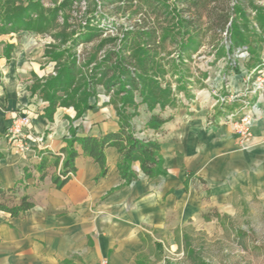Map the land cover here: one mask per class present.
<instances>
[{
    "label": "crops",
    "instance_id": "1",
    "mask_svg": "<svg viewBox=\"0 0 264 264\" xmlns=\"http://www.w3.org/2000/svg\"><path fill=\"white\" fill-rule=\"evenodd\" d=\"M17 45L1 67L2 139L13 120L24 115L31 117L35 136L46 134L50 154L67 148L64 136L70 131L98 138L120 129L117 110L103 97L81 118L73 108H58L49 121L46 102L30 91L42 65L28 63L25 47ZM40 53L37 47L29 54ZM237 78L224 92L242 88ZM210 102L177 106L162 116L168 121L152 131L158 134L165 174L149 177L135 162L137 177L129 185L118 169L122 155L116 147L105 151L109 170L102 177L100 166L77 144L76 176L62 188L54 184L56 166L41 178L36 170L41 160L33 153L25 159L1 147L6 156L0 159V187L17 185L18 196L29 195L34 206L19 217L0 211V264H139L146 239L172 238L189 225L201 230L215 212L233 215L235 200L264 190V100L249 140L221 121L222 114L212 116ZM139 110L136 130L157 114L143 106Z\"/></svg>",
    "mask_w": 264,
    "mask_h": 264
},
{
    "label": "rangeland",
    "instance_id": "2",
    "mask_svg": "<svg viewBox=\"0 0 264 264\" xmlns=\"http://www.w3.org/2000/svg\"><path fill=\"white\" fill-rule=\"evenodd\" d=\"M62 1L64 0L59 2ZM43 3L46 9L55 6L52 0H43ZM169 3L172 6L174 1L170 0ZM252 3L264 10V0H252ZM138 5L139 7L136 8ZM138 5L130 6L127 0H79L60 12L55 23L57 26L50 31H21V33L1 35V77L3 73L1 67L3 68L6 61L12 57L11 54L10 57L7 55L8 46L15 48L18 44L17 46L21 48L25 47L29 57L27 62H38L42 65V75L40 77L33 75L30 88L32 96L42 98V92L39 89L36 92L33 91L34 85L43 84L44 81L56 77L62 66L74 59L78 67L76 85L81 86L85 81L92 83L89 91L90 95L94 96L90 98V104L96 106L103 97L116 110L113 99L117 98V95L120 96L119 99H123L125 95L121 93L125 92L120 90L119 85H113L109 89L105 74L108 73L110 76L114 74L115 53L128 56L133 52L124 44L125 34L147 24L149 27L154 26L158 36L162 37V29L172 27L174 23L169 17L165 19L164 16L159 17L158 13H153L151 7L145 2L142 1ZM173 8L174 6L171 11ZM187 16H190L189 13ZM255 16L256 13L253 12L252 26L261 37H264ZM200 27L198 33L200 32L201 44L198 48L185 52L182 58L177 42L172 38L166 42L159 40L161 42L159 55L155 57V65L148 73L152 79L158 80V84L147 89L156 91L160 86L163 90H171L170 100L165 107L160 105V102H156L154 110L149 109L147 104L143 103L139 93L141 89L134 90L133 104L125 107L128 114L136 113L132 118V125L135 126V120L141 116L139 109L142 106L152 115L157 113L161 117H167L173 113L171 109L175 110L177 106L186 108L194 102L211 101V110L214 112L212 116H220L225 112L226 107L220 103L219 96L228 97L234 93L233 91L224 92L231 85L233 76H237L236 81L244 85L247 77L243 71L264 68V38L259 43L262 47L259 55L261 63L257 64V57L250 44L238 47L231 56H227L224 51L219 50V46L223 44L226 48L229 47L228 33L214 34L205 20L201 21ZM177 39L180 41L179 36ZM249 40L254 42L252 38ZM37 47L41 53L31 57L29 54L31 49ZM244 47H247L249 54L243 57L237 56L238 51ZM52 52H61L62 58L53 59L50 54ZM234 61L238 62L240 72L231 68ZM144 85L146 87L147 83ZM85 91L87 92V87L83 86L77 96H82ZM256 99L257 97L254 98L255 101ZM234 106L227 108L230 110ZM68 108L74 109V107ZM75 118L78 119L77 115ZM146 127L135 130L136 137H153L157 140L158 136L156 137L155 132ZM72 136L73 131H70L64 136V141L68 144ZM42 142H44V151L48 154L50 145L46 134H43ZM5 145L6 149L10 150L6 136L3 139L0 138V147ZM10 204L12 205L13 202ZM233 208L236 209L233 215L215 212L214 219L207 217L206 226L201 230L194 225H189L178 229L172 238L155 236L146 239L139 264H264V190L248 193L243 198L235 200Z\"/></svg>",
    "mask_w": 264,
    "mask_h": 264
},
{
    "label": "trees",
    "instance_id": "3",
    "mask_svg": "<svg viewBox=\"0 0 264 264\" xmlns=\"http://www.w3.org/2000/svg\"><path fill=\"white\" fill-rule=\"evenodd\" d=\"M55 6L46 9L43 0H0V36L8 33H21V31L31 32H46L56 27V21L60 12L66 10L75 1L79 0H52ZM123 1V0H121ZM145 2L151 7L153 13H158L159 17H168L173 20V26L162 29V37L158 36L156 28L143 24L142 27L135 31H129L125 34L124 44L132 49L128 56H123L122 53H115L113 63L114 74L108 75L106 85L110 89L111 86L119 85L120 90L125 92L123 99L120 96L113 99L117 107L120 129L113 133H106L102 136L92 137L85 135L80 137L73 131L72 138L68 141V146L63 152L67 157L63 162V171H77L75 161L78 158V152L75 146L78 144L82 147L83 154L90 156L96 164L100 166L101 176L104 177L108 173L107 158L105 151L108 148L116 147L122 155L118 163V169L125 185L131 184L137 177L133 164L139 162L143 171L149 177H157L160 174H165L163 159L161 157V144L157 140L147 138L139 139L135 135V126L131 121L136 113L128 114L125 107L133 104L134 90H140V95L143 98V103H146L149 109H153L154 105L160 102V105L166 106L170 100L171 90L161 89L153 91V85L158 84V80L152 79L149 76V71L155 65V57L159 55L160 41L166 42L172 38L180 50L181 58L185 52H189L194 48H198L201 44L199 41L201 21L205 20L211 32L214 34L228 33L230 41L229 47L221 44L220 51H224L227 56H231L233 52L240 46L250 44L253 47L257 64L260 62V47L264 37L253 28L252 13L255 12V20L264 35V10L254 6L252 0H173L174 6L170 5V0H127L130 6L136 7L138 3ZM139 5L136 7L138 8ZM189 13L190 16H187ZM179 36L180 41H177ZM249 38L253 39L249 42ZM258 39V40H257ZM160 40V41H159ZM257 40V42H256ZM180 42V43H178ZM14 46H8L7 55L10 57ZM52 58L59 60L62 58V53H50ZM231 64V68L239 71L238 62ZM78 67L74 59L69 64H64L61 71L56 77L34 85L33 91L38 89L42 92V98L47 106L44 110L45 116L49 121L54 120V115L59 107H74L77 118L82 117L88 110L95 106L90 104L91 82L85 81L81 86H77ZM1 77V71H0ZM145 83L147 86L145 87ZM87 87V92L82 96H77L82 87ZM129 88H128V87ZM147 87H151L147 89ZM62 93V95H61ZM166 101V103L164 102ZM118 103H120L118 105ZM122 103V104H121ZM154 110V109H153ZM168 119L162 118L159 114L153 115L148 121V128L159 130ZM0 138L2 136L0 135ZM47 155V156H46ZM6 154L0 147V159H3ZM52 159V160H51ZM61 161V156L55 154H45L36 167V170L44 178L47 174V169L53 165L58 168ZM28 175H31L28 173ZM69 180H62L59 175L54 179V184L57 188H62ZM18 200V202H16ZM13 204L11 205L10 203ZM34 206L30 196H18V187L15 185L12 189L0 187V211L10 214L11 217H19L30 210ZM63 264H76L70 261H64Z\"/></svg>",
    "mask_w": 264,
    "mask_h": 264
},
{
    "label": "built area",
    "instance_id": "4",
    "mask_svg": "<svg viewBox=\"0 0 264 264\" xmlns=\"http://www.w3.org/2000/svg\"><path fill=\"white\" fill-rule=\"evenodd\" d=\"M248 54L247 47H244L242 50L238 51L237 56L243 57ZM243 73L246 75L247 79L240 90L233 91L234 93L230 94L228 97L219 96L220 103L226 107V110H224L225 112L220 116V119L227 124L231 123L234 130L240 136L249 140L252 136L251 128L257 121H259V118L262 115L259 103L264 100V68L260 70L258 67L251 71H243ZM255 97H257L256 101L254 100ZM233 105H237V107L234 106L233 109L228 110L227 107ZM31 123L32 120L29 115L15 118L7 131L6 139L7 143H9L10 150L14 153L25 159L28 158L27 156L30 153H33L40 161L43 156L47 154L44 151V142H42L43 134L35 136L31 128H29ZM157 136L158 134H156V137ZM151 138L153 137L147 139ZM151 140H156V138ZM56 154L61 156V161L57 168L59 177L62 180L75 178V171L70 170L67 173H64L63 171V162L66 158L64 153Z\"/></svg>",
    "mask_w": 264,
    "mask_h": 264
}]
</instances>
